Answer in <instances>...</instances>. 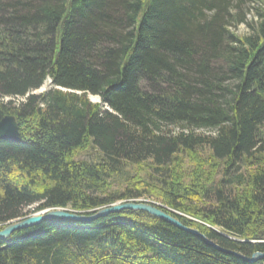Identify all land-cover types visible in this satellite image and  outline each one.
I'll use <instances>...</instances> for the list:
<instances>
[{
    "label": "trees",
    "instance_id": "1",
    "mask_svg": "<svg viewBox=\"0 0 264 264\" xmlns=\"http://www.w3.org/2000/svg\"><path fill=\"white\" fill-rule=\"evenodd\" d=\"M241 1L0 0V229L150 201L220 248L124 209L16 230L0 264H264L232 254L264 253V12Z\"/></svg>",
    "mask_w": 264,
    "mask_h": 264
},
{
    "label": "water",
    "instance_id": "2",
    "mask_svg": "<svg viewBox=\"0 0 264 264\" xmlns=\"http://www.w3.org/2000/svg\"><path fill=\"white\" fill-rule=\"evenodd\" d=\"M0 139L9 141H17L19 139L18 125L15 121L14 116L8 115L0 119ZM124 209L145 211L148 214L160 218L182 230L202 236L208 244L213 245L217 249H220L216 244L201 235L197 230L185 227L177 219L173 218L172 216L160 210L159 208H156L154 205H152V203H136L133 201L116 202L108 207H103L97 210L94 214L91 215L77 214L67 209H51L46 212H41L40 214L38 213L39 215L34 214L31 216H26L22 219L16 220L15 222H9L2 229H0V240H6L14 231L36 225L40 223L43 219H61L83 222L89 221L98 216H102L108 213H116ZM232 254L247 261H255L260 258H264V253L260 252L253 253L250 257H246L234 252H232Z\"/></svg>",
    "mask_w": 264,
    "mask_h": 264
},
{
    "label": "rangeland",
    "instance_id": "3",
    "mask_svg": "<svg viewBox=\"0 0 264 264\" xmlns=\"http://www.w3.org/2000/svg\"><path fill=\"white\" fill-rule=\"evenodd\" d=\"M238 9L245 14V20L247 22L255 23L256 21H258L260 19L259 18L260 16L258 14L259 13L261 14V13L264 12V10H263L264 9V0H242ZM249 29L250 28L248 27L247 23L243 22V23H240V24H236V26L232 30L236 31V33L241 35V34H246L247 31L250 32ZM50 87H51V81H50L49 78H47L43 82V84L39 88L33 90L32 93L38 94L40 92L48 90ZM7 99H12L15 103H18L21 100H23V97H15V98L8 97V98H5L4 100H7ZM89 99L92 102H98L99 101V98H98L97 95H92L91 94V95H89ZM82 153L84 154V151ZM119 202H121V201H119ZM139 202H146V203L148 202V203H150V201H139ZM49 210H51V209H45V210H42V211H37V212H34V213L29 214L27 216H31V215H34V214L39 215L41 212H46V211H49ZM67 210H70V209L67 208ZM16 220H19V219H16ZM16 220H13V221H10V222H15Z\"/></svg>",
    "mask_w": 264,
    "mask_h": 264
}]
</instances>
